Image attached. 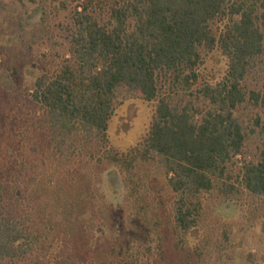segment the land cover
<instances>
[{"label":"trees","instance_id":"16d2710c","mask_svg":"<svg viewBox=\"0 0 264 264\" xmlns=\"http://www.w3.org/2000/svg\"><path fill=\"white\" fill-rule=\"evenodd\" d=\"M72 3L58 8L66 12L59 37L67 59L36 78L29 94L43 113L46 154L22 194L0 183V264H108L132 242L154 241L162 251L172 237L180 247L208 198L246 197L252 218L264 217V0ZM214 50L225 72L201 83L199 69ZM123 95L155 105L142 141L117 154L107 129ZM49 158L67 168L79 158L117 168L134 213L109 219L78 172L41 186ZM146 166L161 172V189L139 192L135 172ZM57 188L72 194L60 198ZM51 190L58 204L45 216L40 199ZM108 228L117 232L109 241Z\"/></svg>","mask_w":264,"mask_h":264},{"label":"rangeland","instance_id":"374dc122","mask_svg":"<svg viewBox=\"0 0 264 264\" xmlns=\"http://www.w3.org/2000/svg\"><path fill=\"white\" fill-rule=\"evenodd\" d=\"M66 2L73 6L72 0H0V179L3 177L0 183L15 187L18 194H22L31 178L32 165H39L38 158L42 152L46 154L48 138L43 113L30 101L29 94L36 78L67 59L63 57L65 51L59 37L66 12L58 9ZM47 24L48 29L44 26ZM224 72L225 58L214 50L199 69L200 81L215 83ZM154 105L124 95L119 98L108 122V149L124 154L136 147L147 133ZM74 163L75 166L67 168L61 160L45 159L40 170L50 179L41 186H51L57 174L62 179L60 173L78 172L87 182V196L93 193V201L108 205L109 219L118 222L134 213L133 204L129 205L130 186L125 188L124 177L117 168L95 165L83 158ZM144 169L135 172V176L143 179L139 192L161 189L164 185L161 172L148 166ZM68 194L72 193L59 192L60 198ZM160 194L164 200L168 198L164 192ZM55 200L58 197L52 190L48 195L44 193L40 207L47 210L42 214L46 216L57 208ZM248 204L246 197L233 202L208 198L203 220L184 237L183 246L175 248L174 237L162 251L154 241L144 242L145 245L132 242L127 245V252L119 250L108 258V264H129V257H134L136 264H264V217L252 218L247 212ZM127 229L133 231V227ZM115 235L116 230L108 228V241ZM134 235L141 237L140 233Z\"/></svg>","mask_w":264,"mask_h":264}]
</instances>
